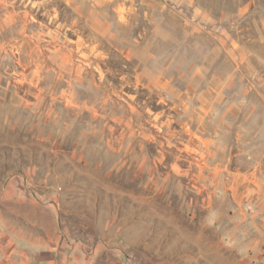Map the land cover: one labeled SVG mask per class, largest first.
<instances>
[{
  "label": "rangeland",
  "instance_id": "1",
  "mask_svg": "<svg viewBox=\"0 0 264 264\" xmlns=\"http://www.w3.org/2000/svg\"><path fill=\"white\" fill-rule=\"evenodd\" d=\"M238 135L264 146V0H0V251L264 264Z\"/></svg>",
  "mask_w": 264,
  "mask_h": 264
},
{
  "label": "crops",
  "instance_id": "2",
  "mask_svg": "<svg viewBox=\"0 0 264 264\" xmlns=\"http://www.w3.org/2000/svg\"><path fill=\"white\" fill-rule=\"evenodd\" d=\"M239 127L244 128L245 123L243 125H239ZM246 134V130H245ZM214 136H212L211 139L204 137L205 142H211L215 143V140L213 139ZM257 135H254L255 142ZM239 142L243 143V148L245 149L244 152H241L243 154H246L247 156V149L249 148L247 145V140L242 138L240 135H238ZM249 144V143H248ZM262 147V146H261ZM257 147V145L253 149V157H251L249 152V156L253 159L252 166H243L237 170L228 169L226 168V171L228 172V176L232 175L235 176L238 181L242 183V186L246 188V191L252 194H256L258 198H260L261 202H264V152H262L261 149ZM264 148V146L262 147ZM255 154V156H254ZM244 159L246 157H243ZM248 160L249 158L247 156ZM239 159H241L239 157ZM237 183V181H236ZM235 183V184H236ZM234 184V185H235ZM238 186H240L238 184ZM16 243L11 240H7L5 243L1 244V251H0V264H23L21 262L22 258V252L18 249H16Z\"/></svg>",
  "mask_w": 264,
  "mask_h": 264
}]
</instances>
